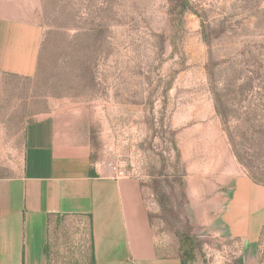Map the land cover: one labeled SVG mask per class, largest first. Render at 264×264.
Returning a JSON list of instances; mask_svg holds the SVG:
<instances>
[{
	"label": "rangeland",
	"instance_id": "374dc122",
	"mask_svg": "<svg viewBox=\"0 0 264 264\" xmlns=\"http://www.w3.org/2000/svg\"><path fill=\"white\" fill-rule=\"evenodd\" d=\"M23 8L44 40L34 76L0 74V176L20 169L29 122L73 111L93 158L140 181L162 256L263 264L262 246L230 237L221 216L236 180L264 186V0ZM80 227L59 223L48 264H91Z\"/></svg>",
	"mask_w": 264,
	"mask_h": 264
},
{
	"label": "crops",
	"instance_id": "0c3cea01",
	"mask_svg": "<svg viewBox=\"0 0 264 264\" xmlns=\"http://www.w3.org/2000/svg\"><path fill=\"white\" fill-rule=\"evenodd\" d=\"M25 3L0 0V74L38 71L44 30L24 17ZM93 155L90 130L73 111L27 124L20 169L0 176V264H48L62 221L81 226L91 264H183L160 254L140 181L116 180ZM221 221L230 237L264 251V186L236 180Z\"/></svg>",
	"mask_w": 264,
	"mask_h": 264
},
{
	"label": "built area",
	"instance_id": "2783aa9c",
	"mask_svg": "<svg viewBox=\"0 0 264 264\" xmlns=\"http://www.w3.org/2000/svg\"><path fill=\"white\" fill-rule=\"evenodd\" d=\"M109 168L112 170L114 178L116 180H121V179L127 178V174L124 170L119 169L117 167H112V166H109Z\"/></svg>",
	"mask_w": 264,
	"mask_h": 264
}]
</instances>
